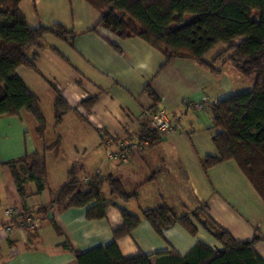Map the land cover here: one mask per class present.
I'll list each match as a JSON object with an SVG mask.
<instances>
[{
    "label": "crops",
    "instance_id": "0c3cea01",
    "mask_svg": "<svg viewBox=\"0 0 264 264\" xmlns=\"http://www.w3.org/2000/svg\"><path fill=\"white\" fill-rule=\"evenodd\" d=\"M19 9L29 25L62 24L74 37L65 42L46 36L41 48L33 47L27 54L38 72L25 66L16 70L37 96L46 129L43 137L38 136L34 117L25 111L0 116V227L8 222L4 215L8 206L34 210L51 202L73 165L81 189L99 172L119 179L128 191L136 188L137 197L123 201L111 196L104 183L101 191L109 205L103 217L88 219V207L51 209L35 233L13 230L0 245V264H75L73 253L61 243L67 240L80 251L107 246L113 230L122 224L120 208L140 218L129 235L116 241L121 255L143 254L152 264L157 253L174 250L183 255L197 241L212 248L221 245L200 226L196 235L180 224L159 235L141 209L167 204L183 213L199 207L237 241L264 235V203L238 165L228 160L205 170L201 164L206 155H217L211 103L246 91L252 81L248 85L228 62L215 60L219 51L204 56L212 70L192 59L166 60L139 37L118 38L98 25L101 13L85 0H20ZM53 87L70 107L57 125ZM194 103L202 107L196 109ZM152 107L178 118L179 127L153 146L141 144L127 163L107 159L108 142L115 149L116 140L139 135L140 115ZM57 139L58 148L43 150ZM33 151L43 156L47 183L36 193L35 183L27 182L22 199L4 162ZM54 222L62 236L56 234ZM253 249L264 260V241Z\"/></svg>",
    "mask_w": 264,
    "mask_h": 264
},
{
    "label": "trees",
    "instance_id": "16d2710c",
    "mask_svg": "<svg viewBox=\"0 0 264 264\" xmlns=\"http://www.w3.org/2000/svg\"><path fill=\"white\" fill-rule=\"evenodd\" d=\"M85 1L101 13L99 26L121 39L134 36L143 39L161 51L166 60L192 59L212 69L204 56L217 44L226 46L215 60L230 51L226 61L241 76L252 79L253 86L251 90L211 103L212 124L217 129L212 142L217 155H206L201 164L207 170L233 160L264 203V0ZM19 2L0 0V116L19 115L25 111L34 117L37 133L43 137L46 122L39 100L16 70L25 66L38 72L27 56L28 51L33 47L41 48L46 36L70 42L74 33L58 23L29 25L19 9ZM53 89L56 92L53 107L57 125L70 107L60 92ZM150 93L157 99L152 91ZM92 102L90 99L89 105ZM161 136L150 126L149 120L140 121L137 137L141 144L153 146ZM58 145L57 139L51 146H44L43 150L58 148ZM4 165L10 169L22 199L27 196V182L35 183L36 193L46 187V163L38 151L25 153L18 159L4 162ZM78 173L77 166L73 165L51 202L34 210L19 205L21 209L16 218L33 214L42 218L51 209L63 211L71 207H88V219L101 218L109 205L104 202L101 191L104 183H107L111 196L123 201L137 197L136 188L128 191L119 179L99 172L90 176L81 189ZM140 211L159 235L175 224L196 235L200 226L221 245L220 248H212L197 241L183 255L174 250L157 253L154 264H264L253 249L254 244L264 241V235L256 233L251 241H237L199 207L179 213L174 207L162 204ZM120 213L122 224L113 230V240L107 246L80 251L73 249L67 240L60 246L73 253L75 264H152L143 254L121 255L116 241L129 235L140 223V218L122 208ZM16 218L3 226L16 224ZM53 226L56 234L62 236V229L55 222Z\"/></svg>",
    "mask_w": 264,
    "mask_h": 264
},
{
    "label": "built area",
    "instance_id": "2783aa9c",
    "mask_svg": "<svg viewBox=\"0 0 264 264\" xmlns=\"http://www.w3.org/2000/svg\"><path fill=\"white\" fill-rule=\"evenodd\" d=\"M196 109L202 107L201 103L192 105ZM140 119L149 120L150 126L161 135L170 134L175 128L179 127L178 118H170L162 109L145 110L140 115ZM111 143L108 142L106 149V157L112 161L127 163L136 150L141 146L138 137L118 139L115 144V149H112ZM19 205L8 206L4 210V215L8 221L15 219L20 213ZM16 224H7L0 227V245L11 236L15 228L27 233H35L41 226L42 218L39 215H28L18 217Z\"/></svg>",
    "mask_w": 264,
    "mask_h": 264
},
{
    "label": "rangeland",
    "instance_id": "374dc122",
    "mask_svg": "<svg viewBox=\"0 0 264 264\" xmlns=\"http://www.w3.org/2000/svg\"><path fill=\"white\" fill-rule=\"evenodd\" d=\"M225 48V46H224V44H217L216 46H214L208 53H209V55H211V54H213V53H216V52H220V48ZM229 54H230V51H228V52H225V54L221 57L223 60H225V62H228V61H226V59H227V57L229 56ZM220 59V58H219ZM229 63V62H228ZM231 66V65H230ZM232 67V66H231ZM238 73V72H237ZM239 74V73H238ZM240 75V74H239ZM240 77H242L244 80H246L247 81V83H248V85H250V83H249V81L251 82L252 81V79H250V78H245V77H243V76H241L240 75ZM252 84H251V86L250 87H247V89L246 90H251L252 89V86H253V81L251 82ZM43 111H44V114H46V116L48 117V120L50 121L51 120V118L49 117V110H48V108H47V105H45L44 103H43ZM50 118V119H49ZM37 129L38 128H36V132H37ZM37 135H38V133H37ZM39 136V135H38ZM52 163V162H51ZM50 166H51V164H50Z\"/></svg>",
    "mask_w": 264,
    "mask_h": 264
}]
</instances>
